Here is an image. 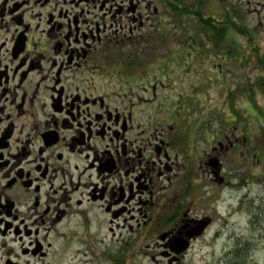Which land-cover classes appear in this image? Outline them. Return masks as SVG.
<instances>
[{
  "label": "flooded vegetation",
  "instance_id": "1",
  "mask_svg": "<svg viewBox=\"0 0 264 264\" xmlns=\"http://www.w3.org/2000/svg\"><path fill=\"white\" fill-rule=\"evenodd\" d=\"M207 1L0 0V264L104 263V223L157 234L180 264L215 223L202 191L228 185L223 157L248 143L234 117L200 166L189 153L204 79L181 87L220 65L218 32L199 26L221 21Z\"/></svg>",
  "mask_w": 264,
  "mask_h": 264
},
{
  "label": "rangeland",
  "instance_id": "2",
  "mask_svg": "<svg viewBox=\"0 0 264 264\" xmlns=\"http://www.w3.org/2000/svg\"><path fill=\"white\" fill-rule=\"evenodd\" d=\"M207 2L210 5H205L203 8L206 15L211 13L217 19L221 18L220 22L225 21L221 15L225 16L230 8L228 12L230 18H225H229L232 23L217 25L225 27L231 46L233 41L238 42L236 47L240 56L234 60L224 59L225 53H220L218 68L217 59L215 68L213 62L205 71L199 67V74H195L194 77L191 75L190 81L187 79L189 82L181 87L187 94L193 89L192 84H187L191 79L197 78L202 81L204 79L203 96L199 101L189 102L191 109L188 112V123L193 128L191 134H198L197 137L194 136L197 142L194 143L195 148L189 153L195 158V164L200 166L202 160H207L206 153L210 152L211 146H216L220 128L224 131L225 121L228 122L234 117L237 126L240 125L238 138L241 140L247 138L248 147L245 150L240 145L223 157L228 185L214 187L216 190L212 193V186H209L203 176H199L198 181H204V184L209 186V188L204 187L202 191L205 205L208 204L211 196L217 219L193 244L180 264H230L228 255L239 237L249 243L245 264H264V97L257 95V107H252L246 99L249 90L244 84L259 73L255 69L258 68L255 63L256 53L264 54V0H220V2L217 0L213 1V4L211 1ZM236 4L238 5L234 11L232 5ZM199 8L202 10V6ZM234 19L235 21H232ZM188 24L189 30L198 29L193 20ZM240 27L242 30L245 28L248 30L246 36L235 32V29ZM177 47V45L173 46V52L178 53ZM205 47L208 48L206 52H209L212 44L205 42ZM207 58L208 56L205 60ZM179 73L180 71L177 70L173 73V80L176 83L183 79ZM174 88L181 89L176 85L172 89ZM229 88L235 92L232 100L236 110L239 111V117H236L237 114L233 113L232 107L229 106L230 101L227 100ZM173 94V102H177V97ZM229 114L233 117H229ZM207 122L211 124L206 125ZM220 136L223 138V134ZM116 233V237L113 236L104 223V263L97 260L87 264H169L159 255L162 248L159 247L157 234L143 236L142 231L131 233L123 231L121 237L120 232ZM125 239L130 243L122 247L126 244ZM152 256H155L157 261L152 260Z\"/></svg>",
  "mask_w": 264,
  "mask_h": 264
},
{
  "label": "trees",
  "instance_id": "3",
  "mask_svg": "<svg viewBox=\"0 0 264 264\" xmlns=\"http://www.w3.org/2000/svg\"><path fill=\"white\" fill-rule=\"evenodd\" d=\"M236 11V10H235ZM239 13V11H238ZM225 17H229V13L228 11H226ZM230 18V17H229ZM225 19L224 22H220L222 24H228L230 25L231 20L230 19ZM199 22V21H198ZM196 22V24L198 23ZM203 22V23H202ZM202 22H200L199 26L202 27L201 29H205V31H217L218 32V36H219V40L221 42L220 44V53H225L226 59L230 58V56L236 54L237 57L240 56V52L239 49L236 47V44L231 46V44L229 43L228 40V36L227 33L225 32V27H218L214 25V21L212 19H206V20H202ZM204 25V27H203ZM236 30L238 31H247L248 34V30L245 28L244 30L240 28H236ZM243 33L244 36H246V33ZM226 33V35H225ZM211 39V38H210ZM212 40V39H211ZM235 48V49H234ZM223 50V52H222ZM256 59H257V65L258 68H255L258 70V74H256L255 78H252V80L250 81V79H248V81L244 82V84H246L247 89L249 90V94L246 97V99H248L249 103L252 105V107L256 108V96L257 95H261L264 97V54L261 53H256ZM246 62H249V60H245ZM253 63V62H252ZM250 64V63H248ZM230 89V88H229ZM229 95H227V100L228 102L230 101V105L232 107V112L237 114L236 117H239V111L236 110L235 107V103H233V98L235 97L234 94L235 92L233 90H229ZM240 119V118H238ZM247 246H249V243H247L245 240H243V238H237L236 241L234 242L230 253L228 255V259H229V263L230 264H245L246 262H244L245 257L247 255L248 252V248Z\"/></svg>",
  "mask_w": 264,
  "mask_h": 264
},
{
  "label": "water",
  "instance_id": "4",
  "mask_svg": "<svg viewBox=\"0 0 264 264\" xmlns=\"http://www.w3.org/2000/svg\"><path fill=\"white\" fill-rule=\"evenodd\" d=\"M218 163H219L218 160L214 161V166L218 167ZM204 227L205 226H201V227L196 229V232H195V230H192V232H195L194 235H200L202 233V231L204 230ZM188 247H189V243L187 241L179 240V239L173 240V243H172V246H171V248L173 250H175L177 252V254L182 253L183 251L187 250Z\"/></svg>",
  "mask_w": 264,
  "mask_h": 264
}]
</instances>
